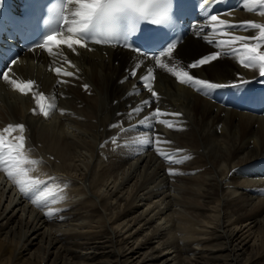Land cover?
Wrapping results in <instances>:
<instances>
[{
    "label": "bare ground",
    "instance_id": "6f19581e",
    "mask_svg": "<svg viewBox=\"0 0 264 264\" xmlns=\"http://www.w3.org/2000/svg\"><path fill=\"white\" fill-rule=\"evenodd\" d=\"M236 3L234 10L217 16L225 22L216 25L220 31H212L210 19H200L189 26V32L170 55L159 58L160 64L117 48L79 44L69 48L66 43H58L71 37L68 28L78 19L74 15L77 5L66 3V20L51 54L47 48L25 53L1 76L0 133L13 142L23 134L24 147L31 151H23L22 156L41 166L54 165L65 174L75 171L76 155L80 157L86 151L85 155L89 152L92 158L95 156V170L100 176L93 184L96 200L85 197L51 214H39L27 210L19 199L11 197L13 194L4 197L3 191L0 264H68V256L80 258L87 254L92 261L103 258L102 264H264V178L258 174L264 169V112L250 116L222 109L209 100L211 93L221 89L254 93L264 87L259 68L245 67L231 52L244 43L260 44L258 50L264 52L260 29L241 27L264 25V6L256 0ZM234 37L245 39L217 46L216 42ZM215 53H220L215 61L195 69L189 67ZM128 68L135 69L138 76L130 77L132 70ZM170 68L225 86L200 90L184 85L168 71ZM56 69H60L59 74ZM149 69L155 77L158 74L152 81L158 100L139 79ZM8 72H14L12 79L3 81ZM65 72L73 75L66 76ZM29 80L33 85L26 92L12 83L22 85ZM75 86L85 92L86 109H80L77 103ZM120 88L129 90L138 105L151 100V107L145 108L149 116L157 107L169 113L163 119L172 126L150 121L151 127L141 128L123 112L109 141L104 131L109 121V101ZM40 94L45 97L43 103L53 105L47 116L37 108L36 97ZM53 111L56 116L51 119ZM44 121L52 122L45 125ZM1 123L15 129L4 133ZM21 124L23 133L16 128ZM158 142L167 147H159ZM106 146L111 151H106ZM161 152L171 159L166 160ZM104 157H109L107 163ZM29 165L25 167L31 170ZM4 167L7 165L0 166V172L8 176ZM163 170L170 177H162ZM119 176L120 186L129 182L135 188L146 189L147 200L162 197L184 207L198 230L175 243L150 213L138 210L140 198L135 194L123 197L117 190L119 186L101 191V186Z\"/></svg>",
    "mask_w": 264,
    "mask_h": 264
},
{
    "label": "snow or ice",
    "instance_id": "6c2138e0",
    "mask_svg": "<svg viewBox=\"0 0 264 264\" xmlns=\"http://www.w3.org/2000/svg\"><path fill=\"white\" fill-rule=\"evenodd\" d=\"M256 2L261 6H264V0H256ZM66 3H75L77 5V11L74 13V15L78 18L77 20L72 22L73 26L68 28V31L73 35L71 37H68L67 39H61L58 41V43H66L69 48H73V45L75 44H79L81 47H84V43L82 41L92 39L93 34L98 32H102L103 35L107 37V39H96V43L108 42L109 40H111L113 38V34L111 31V21L117 13H130L138 18L155 16V22L157 23H160L165 15L164 0H66ZM208 4L209 0H203L200 7L204 8ZM210 23L212 24V31L216 32L220 31V29H218L216 25L224 24L225 22L219 21L216 15H211ZM241 27L260 29L259 39L260 41H264V25L253 23L250 25H241ZM229 30L231 29L229 28ZM60 31V29L53 31L45 39L43 45H41V47L47 48L50 54L52 49L51 47H49V44L56 39ZM224 34L226 35L227 33L225 32ZM244 39L245 38L243 37H234L231 41L220 40L216 43L217 46H230L236 40L242 41ZM151 42V38H148V43ZM209 43H213V41H209ZM175 47V44L170 45L165 52H161V55H170L172 49ZM259 48L260 44L251 46L247 43H244L239 50L231 49V52L238 55L240 62L245 67H258L260 75L264 76V52H260L258 50ZM219 55L220 53L206 55L198 59L196 62L190 64L189 67L195 69L201 65L208 64L215 61ZM156 62L157 64H160L158 58ZM160 66L166 67V65L162 64ZM168 71L176 77L179 83L184 85H191L193 87H197L200 90L217 89L225 86L219 83H211L205 79H196L183 69L176 70L174 68H170L168 69ZM56 72L59 74L60 69H56ZM64 75L72 76L73 73L65 72ZM131 76H136L135 69L132 70ZM4 79H8L7 75L4 76ZM140 79L143 82V86L151 93V96L158 100L157 93L153 91V75L151 69H149L147 75L140 77ZM12 83L14 87L18 88L21 92L28 91L33 85V81L31 80L22 85L16 84V82L14 81ZM232 86L239 87L240 85L234 84ZM85 87H87V85H85ZM44 100L45 97L42 94L36 97V103L39 106L40 111L45 116H47L48 109L52 108L53 105L43 103ZM151 103L152 102L149 99L143 100L141 105L133 108L129 115H139L144 111L145 108H150ZM167 115H169V113L161 111V109L157 107L154 111L151 112L150 116H146L143 120L140 121V123L148 124L150 121H154L159 122L160 124H168V126L171 127L172 125L167 120L163 119V117ZM149 126L151 127L152 125L149 124ZM16 128H18L19 131L23 133L24 126L22 124L17 125ZM13 130V127L9 125L3 130V132L10 133ZM16 139L19 142L13 143L9 140H6L4 134L0 133V166L7 165V167H4V170L7 172L9 178L15 180V182L20 186V190L22 193H27L28 189L32 185L39 184L40 182L37 180L18 179L17 177H26L29 169L25 167V165L36 164L37 161L28 160L21 155L20 150L24 147V136L21 134ZM144 142L147 143V141ZM160 155L163 156L166 160L171 159L168 154H165L163 152H161ZM13 169L15 170V175Z\"/></svg>",
    "mask_w": 264,
    "mask_h": 264
},
{
    "label": "rangeland",
    "instance_id": "374dc122",
    "mask_svg": "<svg viewBox=\"0 0 264 264\" xmlns=\"http://www.w3.org/2000/svg\"><path fill=\"white\" fill-rule=\"evenodd\" d=\"M156 67L157 66H155V69H156ZM128 70H133V69L128 68ZM119 71H121V70H119ZM123 72H125V71H122L121 73H123ZM129 74H130V77H132L131 71H129ZM136 75L138 76L137 72H136ZM157 75L158 74H156V77H157ZM142 76H144V75H139V79ZM156 77L154 74L153 78L155 79ZM76 88H77V86L73 87V89H76ZM77 89L78 90L75 91L77 103L79 104L80 109H86L85 108L86 102L84 100L85 92L81 88H77ZM129 92H130L129 90L127 92V90H125L124 88H120V91L115 92L114 96H113V94H111V96H113V98H111V101H109V106H108L109 121H107L108 123L105 125V128H104L105 135L107 136V138H109V141H110V138L112 137L111 136L112 128H113L114 124L116 123V121L118 119H120V116H122L123 112H126V114L129 115V113L132 111L133 108L140 106V104L138 105V102H136L135 99L134 100H133V98L131 99V95ZM113 99L119 100V102L121 104H119L118 101H115ZM81 104H83V105H81ZM37 108L39 109L38 105H37ZM53 112L50 113L51 119H54V116H56V113L55 112L53 113ZM129 116L132 117L134 120H136L137 122L135 121V124L138 123L137 125L138 126L140 125L141 128H145L146 126L147 127L149 126V124H141L140 123V121L143 120L146 116H149L146 109H144V111L142 113H140L139 115H129ZM110 120H111V122H110ZM52 121H49V122H52ZM49 122L44 121L43 124L46 125ZM1 124H2L1 126H4L5 128L7 127V124H3V123H1ZM11 126H13V125H11ZM140 131L144 132L145 130L141 129ZM116 138H117V136H116ZM11 142H13V140H11ZM18 142L19 141L13 142V143H18ZM25 142H26V140L24 139V143ZM159 142H158V145H161L159 147H162L163 144H164L163 148L167 147L166 146L167 144L165 145V143H163V142L159 143ZM99 148H103V147H99ZM25 149H27V148L23 147L20 150V152L22 153L23 151H25V153H26V151H29V152L31 151L30 149H27V150H25ZM104 149L106 151L109 149L108 152L111 151V149L108 148L107 146ZM104 149L101 151H105ZM84 152H86V151H84ZM84 152H82V154H81L82 156L79 154L80 157L78 155H76L77 158H76V156L74 157V161H73L74 166H73L72 170H75V171H71L72 173L70 172L68 174H65L64 172H61V171H57L55 169L54 165H48V164H45L44 166H43V164H42V166L38 165V164H33V165L31 164V166L29 165L32 168H31V170L28 171L27 176L22 177V179L37 180L40 183L32 185L28 189L27 193H22L20 190V186L19 187H18V185L16 186V182L13 179L9 178L6 175V173L0 172V193L2 194V192L5 191L4 197L7 194H8V196H11L13 194L11 197H14L16 200L19 199L20 202L22 203V205L27 207V210L30 209L29 211H31L33 213H39V214L40 213H48V212L51 213V211L55 212L56 210H58L62 207L63 208L68 207V204L71 205V204H74V202H75V204L79 203L78 201L84 200L81 198H85V197H88L89 200L94 201V200H96V198L94 197V195H92L93 187H94L93 184L96 180L100 179L99 174L95 170L96 169V167H95L96 162L95 161H97V160L95 159V156H93V158H92V155L91 154L89 155V152H87L86 155ZM113 152H114V150H113ZM105 156H107V155H105ZM107 159H109V157H104V160L106 163H107ZM40 166L43 169H41ZM48 170H50L51 172ZM166 171L167 170H165V171L163 170L164 173H162V177H164V178L170 177V176H168L169 174H167L168 172H166ZM121 172H119V174H121ZM62 173H64V174H62ZM83 173H85V174H83ZM68 175H69V177H68ZM20 178L21 177H18V179H20ZM120 178H121V176H119L118 180L112 179V182L109 181V182H107V184L105 186H101L100 187V188H102L101 191L109 192L110 190H113L114 188L119 186V187H117V190L119 191V193L121 191L123 197L124 196L130 197V195L135 194L136 197L140 198V200H139L140 208L138 210H143L147 214L150 213L149 216H153V220H154L155 224L157 226H159V228L161 230H164L167 233H169V235L171 236L172 240L175 243L180 241V239H183V237L186 236L187 234H188L187 235V237H188L191 234V232L194 233V231L196 232L198 230L197 227L192 226L191 221L188 219V216H187L188 212L184 207H179L178 205L175 204V202L165 200L162 197H161L162 199L161 198H153V199L151 198L150 200L149 199L147 200V198H145L147 196L146 195V192H147L146 189L140 190V188H135L134 186H131L132 183L130 184L129 182H127V184H125L123 186H120L117 184V183L122 182L120 180ZM97 184H98V181H97ZM113 185H114V187H113ZM9 194H11V195H9ZM34 201H38V202H34ZM71 202H73V203H71ZM172 203H174L175 205ZM64 205H67V206H64ZM58 207H60V208H58ZM103 220L104 219H102L100 221L102 222ZM120 221H122V220L120 219L116 223L119 224V223H121ZM117 224H114V225L116 226ZM65 227L66 226H61L60 229H64ZM50 228L52 230H54L58 227L55 226L54 229L52 227H50ZM87 230H85V231L80 230L79 232H82V231L86 232ZM87 256H89V255L88 254L83 255L82 257L79 258L77 256L75 257V256L70 255L67 257V258H69V262H70L68 264H102L101 261L103 260V258H99L97 260L92 261V260L88 259ZM24 260H25V258L22 261H24ZM4 262H6V261H4ZM7 264H8V262H7Z\"/></svg>",
    "mask_w": 264,
    "mask_h": 264
}]
</instances>
